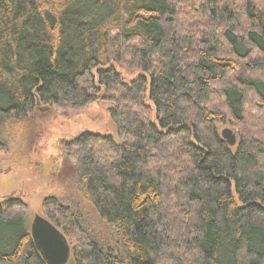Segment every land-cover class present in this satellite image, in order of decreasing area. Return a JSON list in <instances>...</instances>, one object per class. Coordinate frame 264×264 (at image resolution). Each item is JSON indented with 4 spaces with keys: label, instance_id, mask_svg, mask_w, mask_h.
<instances>
[{
    "label": "trees",
    "instance_id": "16d2710c",
    "mask_svg": "<svg viewBox=\"0 0 264 264\" xmlns=\"http://www.w3.org/2000/svg\"><path fill=\"white\" fill-rule=\"evenodd\" d=\"M97 98L117 137L64 140L58 175L104 226L44 202L66 264H264V0H0V149L38 100ZM26 206L0 202V264H48Z\"/></svg>",
    "mask_w": 264,
    "mask_h": 264
},
{
    "label": "rangeland",
    "instance_id": "374dc122",
    "mask_svg": "<svg viewBox=\"0 0 264 264\" xmlns=\"http://www.w3.org/2000/svg\"><path fill=\"white\" fill-rule=\"evenodd\" d=\"M123 72L128 80L134 76L124 69ZM110 105L106 99L97 98L73 110L54 106L32 112L10 149H0V202L12 197L21 198L27 205V217L31 222L36 213L46 216L45 198L53 195L75 205L90 224L104 226L83 197L75 176L64 179L58 172L64 163V140L74 138L83 130L117 137ZM250 111L251 128L263 125V112L258 113L253 107ZM224 127H230L238 134L237 125L227 123Z\"/></svg>",
    "mask_w": 264,
    "mask_h": 264
},
{
    "label": "water",
    "instance_id": "95a60500",
    "mask_svg": "<svg viewBox=\"0 0 264 264\" xmlns=\"http://www.w3.org/2000/svg\"><path fill=\"white\" fill-rule=\"evenodd\" d=\"M38 106L41 110H48L51 107L41 104L40 100ZM221 133L230 145L237 143L238 136L232 128L224 127ZM31 232L48 264H66L69 261L71 244L67 236L49 218L36 213L31 221Z\"/></svg>",
    "mask_w": 264,
    "mask_h": 264
}]
</instances>
